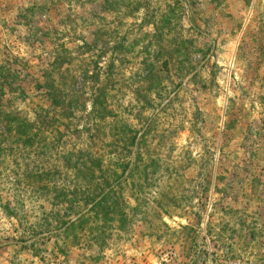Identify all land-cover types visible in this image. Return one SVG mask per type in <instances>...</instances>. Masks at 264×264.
<instances>
[{
	"label": "rangeland",
	"instance_id": "374dc122",
	"mask_svg": "<svg viewBox=\"0 0 264 264\" xmlns=\"http://www.w3.org/2000/svg\"><path fill=\"white\" fill-rule=\"evenodd\" d=\"M85 72L118 119L91 115L94 81L74 121L49 101L51 77L71 93ZM0 84L47 138L0 145V264H264V0H0ZM124 124V215L69 230L87 207L65 153Z\"/></svg>",
	"mask_w": 264,
	"mask_h": 264
},
{
	"label": "trees",
	"instance_id": "16d2710c",
	"mask_svg": "<svg viewBox=\"0 0 264 264\" xmlns=\"http://www.w3.org/2000/svg\"><path fill=\"white\" fill-rule=\"evenodd\" d=\"M114 64H112L113 66ZM55 69V65L52 66ZM108 75H110L108 73ZM51 77V76H50ZM98 76H90L88 73H84V80L82 83L75 84L72 83L71 93L64 92V88H61L59 85H56L55 80L51 77V82L53 85L46 86L47 92L46 96L49 98L50 102H53L55 105H61V110L67 111L68 117L70 119L76 120L75 114L80 105V96L82 90L86 86L87 81H94L92 86L91 93V107H92V116H95L98 120L104 121L108 118L111 120L118 119V116L115 115L111 104L108 103L109 91L107 86H100V79ZM109 78V76H107ZM97 81H96V80ZM68 84H65L67 86ZM0 91H3V85L0 84ZM60 95H54L59 93ZM0 124L4 128L5 132L0 134V145L6 141L9 136H12L11 139L15 140L17 144H20L23 149L33 148L37 149L43 141L45 143L47 138H43V133L38 134L35 132V123L30 122L27 117H24L21 112L16 111H7L4 109V104L0 102ZM36 126V125H35ZM71 126L65 127L69 130ZM128 126L120 125L114 130L113 139L114 142L110 145H107L99 150H72V152L65 153L64 157V168L65 172L62 173L63 181V192L69 193L71 188H75L77 192H83L80 195V198L76 196L75 200L80 203H86L87 209L85 211L77 213L74 220L65 222V225L68 226L69 230L72 228L86 224H96L101 222L104 226L108 223L109 219L113 214L124 215L122 206L124 200L116 194V188L121 189L124 182L121 181L125 172L129 169L131 165V148L135 145L137 141V133L130 132ZM75 132H77L75 130ZM127 132L130 137H127ZM6 138V139H5ZM75 149V148H74ZM36 151V150H34ZM130 155V161L129 159ZM137 155L140 156L138 152ZM114 159V160H113ZM138 160V158H137ZM114 161V164L112 162ZM138 169V166L135 165L134 170ZM112 170L116 173L112 176ZM35 174L36 181L34 184L47 183L50 184V180L53 175L52 172H37ZM112 177L116 178L113 179ZM115 187L112 188V186ZM93 192L95 194L93 195ZM118 211L116 212V208ZM122 209V210H121ZM65 217H69L65 213ZM66 226V227H67ZM96 229H80L81 232L88 231L93 233ZM68 229L64 231L66 234ZM101 232V230H100ZM96 240V238H93ZM35 242L30 244V247L35 246ZM28 248V246H25Z\"/></svg>",
	"mask_w": 264,
	"mask_h": 264
}]
</instances>
